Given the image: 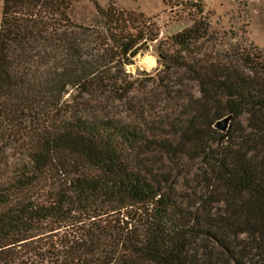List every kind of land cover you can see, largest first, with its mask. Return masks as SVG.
<instances>
[{
    "label": "trees",
    "instance_id": "1",
    "mask_svg": "<svg viewBox=\"0 0 264 264\" xmlns=\"http://www.w3.org/2000/svg\"><path fill=\"white\" fill-rule=\"evenodd\" d=\"M90 2L89 23L73 0L1 2L0 264H264V57L242 54L245 73L193 56L209 30L195 2L157 62L198 96L100 115L83 96L126 101L125 67L158 34Z\"/></svg>",
    "mask_w": 264,
    "mask_h": 264
},
{
    "label": "rangeland",
    "instance_id": "2",
    "mask_svg": "<svg viewBox=\"0 0 264 264\" xmlns=\"http://www.w3.org/2000/svg\"><path fill=\"white\" fill-rule=\"evenodd\" d=\"M73 1V18L89 23L95 17L90 0ZM94 1L103 9L108 8L112 2L118 9L140 14L145 24L139 27H143L146 32L158 34L157 40L148 42L146 48L130 60L131 65L125 67L128 81L133 82V89L126 101L118 99L109 90L104 94L99 91L95 96H83L89 109L100 115L131 121L138 118L143 106L148 114L159 117L173 112L180 102L198 96L197 85L186 74L163 78L162 67L157 62L158 46H170V37L189 27L192 17L197 16L192 11L195 2L201 6V16L209 24V30L207 38L199 41L192 51L193 56L210 55L211 61L219 60L221 63L232 60L245 73L253 65L244 63L242 54H249L250 58L258 54L261 59L264 57V0ZM258 70L264 77V70L259 67ZM157 74L163 78L162 83L158 81ZM225 115L227 113L222 118ZM6 153L11 157L14 155L11 150Z\"/></svg>",
    "mask_w": 264,
    "mask_h": 264
},
{
    "label": "water",
    "instance_id": "3",
    "mask_svg": "<svg viewBox=\"0 0 264 264\" xmlns=\"http://www.w3.org/2000/svg\"><path fill=\"white\" fill-rule=\"evenodd\" d=\"M230 120H231V116H226L218 120L215 123L214 127L221 132H225L229 127Z\"/></svg>",
    "mask_w": 264,
    "mask_h": 264
},
{
    "label": "built area",
    "instance_id": "4",
    "mask_svg": "<svg viewBox=\"0 0 264 264\" xmlns=\"http://www.w3.org/2000/svg\"><path fill=\"white\" fill-rule=\"evenodd\" d=\"M248 1H251V0H248Z\"/></svg>",
    "mask_w": 264,
    "mask_h": 264
}]
</instances>
